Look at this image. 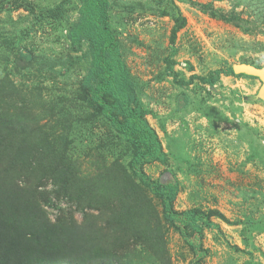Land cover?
Listing matches in <instances>:
<instances>
[{
    "label": "rangeland",
    "instance_id": "rangeland-1",
    "mask_svg": "<svg viewBox=\"0 0 264 264\" xmlns=\"http://www.w3.org/2000/svg\"><path fill=\"white\" fill-rule=\"evenodd\" d=\"M108 2L164 155L143 172L177 183L176 211L214 223L202 227L200 264H264L261 83L200 81L233 64L264 67V0ZM80 12L79 0H0V239L9 252L47 243L32 264H191L128 169L131 145L96 111L88 43L68 39Z\"/></svg>",
    "mask_w": 264,
    "mask_h": 264
},
{
    "label": "trees",
    "instance_id": "trees-1",
    "mask_svg": "<svg viewBox=\"0 0 264 264\" xmlns=\"http://www.w3.org/2000/svg\"><path fill=\"white\" fill-rule=\"evenodd\" d=\"M80 17L71 27L68 39L73 45L88 43L90 67L85 83L94 94L95 108L104 116L113 130L126 138L132 147L128 169L132 176L153 196L158 198L163 220L182 238L190 250L191 264H200L205 250L200 242L202 227L214 228V223L203 218L197 209L178 212L173 203L178 185L175 182L159 184L152 181L142 170L144 165L164 161L160 143L143 117V111L134 94V87L119 56V45L108 22V0H79ZM220 75L249 77L243 74L234 75L231 66L225 71L210 72L200 81L213 85ZM92 82L96 85L92 87ZM204 220V221H203ZM32 247V245H30ZM48 249V244L35 245L29 253L12 249L10 252L0 239V264H32L37 261L36 255ZM50 262L56 260H48ZM40 264V263H39Z\"/></svg>",
    "mask_w": 264,
    "mask_h": 264
},
{
    "label": "water",
    "instance_id": "water-1",
    "mask_svg": "<svg viewBox=\"0 0 264 264\" xmlns=\"http://www.w3.org/2000/svg\"><path fill=\"white\" fill-rule=\"evenodd\" d=\"M234 75L243 74L249 77L257 78L261 85L257 92V97L264 102V67L257 68L249 64H233L231 66Z\"/></svg>",
    "mask_w": 264,
    "mask_h": 264
}]
</instances>
